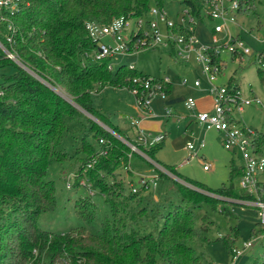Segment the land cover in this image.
I'll use <instances>...</instances> for the list:
<instances>
[{"label": "trees", "instance_id": "16d2710c", "mask_svg": "<svg viewBox=\"0 0 264 264\" xmlns=\"http://www.w3.org/2000/svg\"><path fill=\"white\" fill-rule=\"evenodd\" d=\"M184 2L204 21L196 0ZM153 3L163 6V0H18L13 10L2 7L1 13L7 18L0 20V39L26 68L0 51V66H17L14 74L5 76L0 88V264H199L195 208L223 198L255 197L236 187L233 177L242 173V167L234 163L230 183L217 189L184 177L222 199L179 184L181 201L167 211H163L164 202L150 204L145 196L137 197L136 191L126 194L123 182L95 177L98 172L105 173L100 170L112 172L121 161L126 162L132 150L81 109L117 125L94 106V92L105 86L131 88L132 78L145 72L126 64L113 70L108 66L113 58H96L97 41L90 36L87 23H107L119 16L141 17ZM255 3L249 1L248 13L255 12ZM211 52L216 61L221 60L220 54ZM258 70L264 73V66ZM232 82L238 85L233 78ZM164 88L170 92L171 83ZM212 105L213 100L206 110ZM72 119L81 129V144L89 148L88 157L100 150L89 136L101 149L112 142L107 155L93 168L83 175L82 166L74 176L75 185L87 176L94 183V193L110 204L112 218H105L100 232L85 225L52 231L38 223L42 213L53 211L57 205L55 181L47 177L51 162H64L85 151L81 147L71 152L64 145ZM250 137L258 148L264 146L262 131L255 129ZM131 142L154 158L164 144V140L148 145ZM259 194L264 199V188ZM77 214L86 222L94 221L96 203L85 202ZM257 226L258 221L253 234L264 231ZM225 242L233 256L235 240L226 237Z\"/></svg>", "mask_w": 264, "mask_h": 264}, {"label": "rangeland", "instance_id": "374dc122", "mask_svg": "<svg viewBox=\"0 0 264 264\" xmlns=\"http://www.w3.org/2000/svg\"><path fill=\"white\" fill-rule=\"evenodd\" d=\"M255 1V12L248 13L251 8L248 7L246 12L237 13L235 22H229L221 34V37L224 36L221 43H229L230 35L233 34L239 37L244 47L251 49V54H244L239 60L241 54L233 56L232 52L224 47L221 55L225 61V67L218 75L217 83H228L229 79L233 78L240 84L242 97L257 95L264 99V81H262L264 73L258 70V67L263 65L258 53L264 49V0ZM153 5L158 6L156 3ZM185 6L184 0H163V7L173 19L178 18V12L180 14ZM1 12L2 6L0 5V20L4 21L3 18L7 17ZM214 22L216 21L206 19L197 24V33L203 42H210L208 33ZM103 41L114 44L110 36L104 37ZM220 44H218L219 47H221ZM111 63L113 70L121 64L128 66L133 63L138 70L152 76L158 78L167 76L171 81V90L166 96L158 95L152 100L153 113L150 115H146L138 105L132 88L105 86L101 91L94 92V106L106 113L110 120L118 126L101 121L85 109H81L82 113L94 119L126 145H128L127 141L136 142L138 140L139 128L131 124V116L137 118L139 114L141 116L145 114L142 120L147 118L153 122L146 124L149 127L144 129L148 141L151 142L158 134L165 135V139L164 144L155 151V158L143 150L141 151L145 155L131 152L128 155L129 159L126 162L121 161L112 172L100 170L105 173L98 172L95 177L100 175L104 181L123 182L127 187L126 194L134 193L133 188L136 187L137 197L145 196L150 204L164 202L163 211L173 208L181 201L179 184L222 199L213 191H209L202 185H195L184 178L189 177L206 184L209 188L217 189L230 183L232 163L236 166L243 163L240 152H233L224 147L222 133L215 129L205 131L195 122L194 118L188 115L191 110L185 106L184 100L189 97L198 100L203 94L208 93L206 91L208 81L201 71V63L195 59L185 62L177 58L170 45H158L138 50L132 54L117 55ZM16 70L15 64L0 66V88L5 81V76L14 74ZM196 78L202 80L200 87L194 85ZM183 80L187 82L184 84ZM55 89L65 96L68 95L62 89ZM210 104L211 100H208L206 105ZM167 107L172 109V114L168 116L166 115ZM235 114L241 126L256 128L264 133V105H248L242 111H236ZM70 121L64 145L71 152L81 147L85 151L74 153L75 155L70 160L64 162H51L47 177L55 181L57 205L53 211L42 213L38 223L41 227L52 231H66L71 227L85 225L91 231L100 232L105 218H112L110 204L102 195L94 193L96 192L94 183L88 180L87 176L84 179L89 185L81 181L79 185H75L74 176L82 166L83 175L88 172V169L93 168L101 156L107 155L112 142L101 149L102 146L98 141L93 136H89V141L100 150L98 154L88 157L86 154L89 148L81 144V129L78 130L75 119ZM142 125L145 124L141 122ZM203 139L206 141V146L195 157L186 159L188 151L185 147L188 141L198 143ZM208 163L210 169L205 170L204 164ZM169 166H173L175 171ZM154 177L157 178L156 187L151 184L147 187L143 186V179L150 183ZM262 178L264 179V174ZM233 181L236 187H239V175L233 177ZM68 183L73 186L68 187ZM238 199L223 198L212 205L204 203L195 208L197 215L194 225L200 234V238L195 241L196 251L201 257L199 264H231L232 253L227 248L226 237L230 241L235 240L232 244L241 252L234 264L264 263V239L257 238L252 232L258 221L257 213L253 207L239 203ZM90 200L96 203L97 218L89 223L77 214V210ZM249 240L253 241V245L243 248V242Z\"/></svg>", "mask_w": 264, "mask_h": 264}, {"label": "built area", "instance_id": "2783aa9c", "mask_svg": "<svg viewBox=\"0 0 264 264\" xmlns=\"http://www.w3.org/2000/svg\"><path fill=\"white\" fill-rule=\"evenodd\" d=\"M202 10L204 20L216 21L211 27L210 42H203L197 33V24L200 19L193 13L190 5L178 12V18L173 19L166 9L162 6L151 5L148 13L141 17L119 16L115 17L107 23L91 21L87 23L90 36L97 41L96 58H114L117 55H127L137 52L138 50L156 47L158 45H170L175 56L185 62L192 59L201 63V71L205 74L208 81L206 91L213 100L210 109H198L197 99L189 97L184 100L185 106L191 110L190 116L194 118L205 131L215 129L222 133V144L230 151L240 152L242 154L243 163L242 173L239 175V187L246 190L249 194L254 195L253 198L238 199L239 203L251 206L257 213L258 226L264 227V199L261 198L259 192L264 188V146L258 148V145L252 140L250 135L255 133V128L249 126H241L240 120L236 116V111H242L245 106L252 104L264 105V99L257 95L251 97H242L240 84L217 83L218 75L225 67V61L222 58L221 50L225 47L232 52V55L241 54L238 58L242 59V55L251 54L249 47H244L239 37L230 35L229 43H221L223 37L221 34L227 28L229 22H235L237 13H242L249 6L250 0H196ZM18 0H0V5L8 10H13L17 6ZM146 18V19H145ZM145 19V21H144ZM106 36L112 37L114 44L103 41ZM221 43V44H220ZM230 43L232 45L230 46ZM221 45V47L218 46ZM0 51L15 61L17 64L26 68L24 63L19 59L16 53L9 49L0 39ZM211 51L220 54L221 60L216 61ZM259 60L264 66V49L258 53ZM109 68L113 69L110 61ZM131 69H137L131 63L128 65ZM183 80L182 83H186ZM171 83L169 77L158 78L147 73L139 74L132 78L131 88L136 94L138 105L146 115L153 113L152 100L158 96H166L164 85ZM201 78H196L194 85L200 87ZM168 105V104H167ZM144 114V115H145ZM172 114L170 107L166 108V115ZM143 116V115H142ZM134 118L131 116V124L139 128L138 143L144 145L153 144L165 139V135L158 134L154 136L151 142L148 141L141 126L142 117ZM104 142V139H100ZM127 141V140H126ZM132 152H138L145 155L144 152L133 142H128ZM206 146V141L194 142L188 141L185 149L188 151L186 159L195 157L200 150ZM205 170L210 169V164H204ZM157 178H152L150 183L142 180L143 186L147 187L151 184L156 187ZM81 182L85 185L86 180ZM71 187V183L67 184ZM133 191H137L134 187ZM257 238L264 239V231L255 233ZM253 245V241H244L243 248ZM232 263L234 264L239 254L238 248L234 250Z\"/></svg>", "mask_w": 264, "mask_h": 264}, {"label": "crops", "instance_id": "0c3cea01", "mask_svg": "<svg viewBox=\"0 0 264 264\" xmlns=\"http://www.w3.org/2000/svg\"><path fill=\"white\" fill-rule=\"evenodd\" d=\"M208 100H209V101L212 100V97L210 96V94H208V93L203 94V95H202V98H200V99L197 100V102H198V104H197V108H198V109H202V110L208 108V105H206V103H207ZM169 103H170V102H169ZM139 115H140V114H139ZM188 115H190V114H188ZM144 116H146V115H143L142 117H144ZM141 122H142L143 124H145V125H142V127H143L144 129H146V128L149 127V125H146V124H150V122L153 123L152 121H149L147 118H146V119H143ZM195 122H196V121H195ZM255 129H256V128H255ZM239 165H240V164H239Z\"/></svg>", "mask_w": 264, "mask_h": 264}]
</instances>
